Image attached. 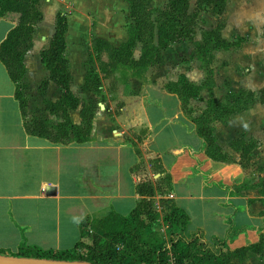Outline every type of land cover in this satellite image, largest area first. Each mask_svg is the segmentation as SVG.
<instances>
[{"label":"crops","instance_id":"1","mask_svg":"<svg viewBox=\"0 0 264 264\" xmlns=\"http://www.w3.org/2000/svg\"><path fill=\"white\" fill-rule=\"evenodd\" d=\"M42 1L44 19L37 26L33 48L25 56L24 78L15 81L0 59V255L23 256L24 248L63 252L75 249L81 242L91 245L98 220L131 215L144 198L138 191L139 185L151 181L159 186L166 177L169 188L158 191L153 200L158 220L163 223L168 224L163 210L186 216V224L175 229L174 239H198L224 250L264 240V104L235 114L227 123H212L217 153L198 129V119L208 108L209 90L202 89V99L185 102L179 92L169 88L182 76L203 85L200 70L181 66L179 56L173 58V53L183 45L192 44L195 48L193 42L172 44L164 51L161 63L151 67L145 76H128L115 93L119 101L106 102L105 116L98 117L97 111L87 142H55L29 131L28 125L35 118L53 124L63 120L47 109L46 101H59L65 90L49 81L41 57L56 33L58 14L68 18L69 59L72 28L79 33L85 27L74 20L70 10L73 0H47V4ZM83 1L85 11L87 7L97 8L96 16L102 19L97 27L105 29L106 35L96 38L94 52L100 38L115 46L127 41L129 26L134 22L127 1ZM158 1L156 7L168 2ZM201 16L212 19L206 13ZM225 23L223 36L228 41L241 36L245 42V33L233 32L238 29H233L231 19ZM17 24L16 14L0 18V47ZM116 31H122L121 38ZM200 40L201 34L196 37V41ZM240 45L243 43L233 48ZM233 50L220 49L215 53L213 95L218 102L231 100L234 92L243 89L239 77L229 73L235 65L229 60L223 62L217 55H228ZM103 59L109 61L108 54ZM88 64L100 71L97 61ZM74 78L73 73L72 91L80 98L85 77L82 84H77L79 87ZM46 81L49 84L42 89ZM252 81L259 84L263 78L253 76ZM262 84L248 87L257 91L264 88ZM20 93L28 102L26 112ZM83 102L81 99L79 107L70 111L76 125L83 122ZM115 109L118 113L112 120L108 114ZM239 140L255 145L247 157L233 146ZM163 228L166 231L169 225ZM156 229L154 225L153 231ZM240 264H264V251H249Z\"/></svg>","mask_w":264,"mask_h":264},{"label":"trees","instance_id":"2","mask_svg":"<svg viewBox=\"0 0 264 264\" xmlns=\"http://www.w3.org/2000/svg\"><path fill=\"white\" fill-rule=\"evenodd\" d=\"M131 8V16L134 22L129 26V37L120 46H115L110 40L100 38L96 48L95 63H99L100 71L92 70L90 76H86L83 85L84 93L100 89L103 78L115 76L117 73H129L130 76L142 77L147 71L161 63L164 51L172 44L180 41H190L195 44L197 57L208 64L209 85H195L182 76L178 82L169 85L171 90L181 94L185 102L191 98H199L202 89H208L211 97L208 108L198 119L199 133L206 138L213 149L219 152L212 135V123L215 121L229 122L235 114L244 112L256 103H264V88L258 92L241 89L232 94V99L226 102H218L213 95L215 80L212 64L215 53L220 49H230L238 45V42L228 41L223 36L226 23L219 21L214 27H203L202 14L206 13L213 18L222 17L228 7V0H196L192 6V0H168L162 7L153 5L154 0H125ZM10 14L18 16L17 26L9 33L0 47V59L7 66L11 77L15 81H21L26 72L25 56L33 48L37 33V26L44 19L42 0H0V18ZM69 23L66 15L59 13L56 19V33L41 54L42 62L49 72V81L55 82L65 90L63 97L53 102L46 101L47 109L63 120L53 124L49 120L35 118L29 123V131L35 135L49 138L55 142H67L75 139L79 143L89 140L93 120L97 113V104L92 101L84 106L81 111L83 122L81 125L73 123L70 111L79 107L81 99L72 91L73 73L70 59L67 56V33ZM201 34V40L196 37ZM141 46V54L137 59L134 56L135 49ZM108 54L109 61L103 59ZM91 62V63H92ZM102 74H105L103 77ZM46 81L41 86L46 89L49 84ZM188 87V90L180 91L175 86ZM21 105L26 112L27 99L23 93L19 95ZM188 99V101L186 100ZM237 151L247 157L254 144H247L244 140L233 143ZM221 157L219 154H215ZM139 193L144 197L138 208L129 216L111 215L108 218L98 220L93 234L91 245L79 243L75 249L54 252L43 251L38 248H24L21 255L24 257L50 258L59 260H81L97 264H141L150 263L153 256L160 249L157 244L145 236L158 221V213L155 210L153 198L158 191H163L161 186H155L151 181L143 182L138 187ZM165 193V192H164ZM165 221L169 224L171 232L186 224V216L176 211L168 212ZM87 222H84V226ZM102 227H107L101 232ZM232 234H229V236ZM262 240L259 244L245 246L235 250L218 248V250L201 243L198 239L191 241L184 238L173 239L172 253L180 260H189L191 264H240L248 257L249 251L263 253ZM122 244L123 249L117 251L116 245ZM84 246L89 252L79 257V248ZM160 251V250H159ZM162 251V250H161ZM162 255V254H160ZM86 256V257H85Z\"/></svg>","mask_w":264,"mask_h":264},{"label":"rangeland","instance_id":"3","mask_svg":"<svg viewBox=\"0 0 264 264\" xmlns=\"http://www.w3.org/2000/svg\"><path fill=\"white\" fill-rule=\"evenodd\" d=\"M47 2L48 1L46 0L44 4H47ZM83 2V0H73V9L70 8V10H72L74 20L80 25H85L84 30L79 33L76 31L75 27H73L69 37L68 55L71 59L72 70L75 75L74 81L76 82V85L80 84L83 81V77H85L86 79V76H90L92 70H97V66L88 63H91L92 60H96V52H94L96 38L101 35H106L104 28L100 27L98 29L97 27L100 21H102V19L96 16V14L98 13L97 8L87 7L88 9L87 11H85V8L83 7ZM229 3V12L226 11V13L218 19L212 17L211 20H207V18H203V27H213L218 24L219 21L226 22V19H231V21L233 22V29H238L237 31L233 32L237 33L239 31H242L243 33H245V36H247L245 42L244 40L240 39L241 36H236L235 40L231 41L243 43V45H240L239 48L231 47L230 49L235 50H233L232 53H229L228 55H220L219 53L217 55L220 57V60L224 59L223 62L226 63L229 60L230 63H233L235 65L230 69V75H237L239 77H237L238 81L240 82L239 86H242L243 89L249 90L248 86H253L254 88L257 87V85L259 84L263 85L262 83L264 82V0H230ZM100 4L101 2L98 3V7ZM157 4L159 5V1L154 0L153 5L156 6ZM192 5H196V0H192ZM64 11H66V9H64ZM66 12L70 13L71 11ZM227 12L228 17H226ZM89 16H92L93 18L90 19ZM89 20L90 22H88ZM105 24L109 25V22H106ZM98 31L102 33L100 34ZM116 33L118 34V36L120 35L119 38H121L122 31H116ZM140 54L141 46L135 50L134 56L136 58H139ZM178 56L180 59L179 64L181 66H190L193 67V69L196 68L195 71L200 70V73L203 77L201 78L202 83L206 86L210 84L211 79H209V76L211 75H209V72L207 71L208 64L199 59V57H197L195 48L192 44H187L179 47L175 51V53H173V58ZM211 67L213 69V76H215V69L213 65ZM129 73L130 71H128L127 74L117 73V75L115 76L108 77V79L102 81V86L100 87V89L92 90L89 93L82 94L80 98L84 101L83 106H86L90 102L94 101L96 102L98 107L97 111H99L100 113L98 117L105 116L104 111L106 110V102L109 100L119 101V97L115 93L117 92V89L121 88V85L125 81H127ZM253 76H255V78L256 76H259L260 78H263V81H261L260 83L257 82L259 84H253ZM192 83L198 85L197 81ZM77 86L79 87L80 85ZM183 87L184 85L182 82L181 85L175 86V88L180 91H190L188 87H186V89ZM256 90L257 92L259 91V89ZM200 99H202V97H200ZM186 100L188 101V99ZM256 104L258 105V107H261V105L264 103L258 102ZM115 113H118V109H115L112 113L108 114V117L112 120H115ZM157 178L158 177L154 179L156 180ZM160 186L161 189L169 188L170 182L168 177L161 181ZM163 211L162 216L164 219L166 211ZM167 225L169 224L163 223L161 220H158V222H156L155 224V226H157V231H153L152 229V234H149L148 231L144 233L146 237L150 238L151 242L157 244V246L160 248V251L158 250L155 256H153L152 261H150V263L141 264H191V261L180 260V258H177L172 253L171 242L174 239V234L171 232V228H166V231L163 230V227ZM106 228L107 227H102L100 229L101 232L103 233ZM87 236H89V233L87 234ZM116 249L117 251L122 250L123 245L121 243L117 244ZM215 249L218 250V247H216ZM88 252L89 251L84 246H81L79 249V257H82L83 254H88Z\"/></svg>","mask_w":264,"mask_h":264},{"label":"water","instance_id":"4","mask_svg":"<svg viewBox=\"0 0 264 264\" xmlns=\"http://www.w3.org/2000/svg\"><path fill=\"white\" fill-rule=\"evenodd\" d=\"M0 264H97L81 260H59L24 256L0 255Z\"/></svg>","mask_w":264,"mask_h":264}]
</instances>
